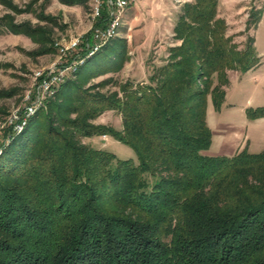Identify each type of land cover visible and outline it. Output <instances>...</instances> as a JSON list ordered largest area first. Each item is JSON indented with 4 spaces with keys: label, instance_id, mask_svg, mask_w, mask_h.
Segmentation results:
<instances>
[{
    "label": "trees",
    "instance_id": "trees-1",
    "mask_svg": "<svg viewBox=\"0 0 264 264\" xmlns=\"http://www.w3.org/2000/svg\"><path fill=\"white\" fill-rule=\"evenodd\" d=\"M218 5L184 3L174 27L179 44L148 80L128 79L120 92L100 94L70 79L21 133L5 128L0 264H264V150L205 153L210 99L220 110L228 71L246 72L261 59L255 37L239 48L227 34ZM107 110L121 115V129L92 123ZM247 114L264 117V105ZM102 134L131 146L137 158L82 140Z\"/></svg>",
    "mask_w": 264,
    "mask_h": 264
},
{
    "label": "rangeland",
    "instance_id": "rangeland-1",
    "mask_svg": "<svg viewBox=\"0 0 264 264\" xmlns=\"http://www.w3.org/2000/svg\"><path fill=\"white\" fill-rule=\"evenodd\" d=\"M187 1L193 0H135L126 9L128 12L117 36L86 61L73 81L90 93L109 94L120 92V85L128 79L143 81L146 75L149 77L152 68L163 63L169 47L179 44L174 38V27ZM218 1L219 17L226 21L227 34L239 48L244 47L248 36L255 37L263 65L258 73L261 76L254 80L259 81V88L264 87V0ZM91 12V0H0V149L10 141V136H5L4 130L11 126L12 115L29 103L27 93L37 86L34 74L59 59L56 43L66 44L74 37L87 38L95 23ZM259 15L261 19L257 27L253 24L249 26ZM9 23L40 28L43 32L14 33L9 29ZM127 33H156L157 36L150 48L141 54L130 52L131 47L124 39ZM119 39L124 42H119ZM120 59H124L121 69L111 71L110 68ZM232 71L238 72L229 70L228 76ZM106 79L112 80L106 82ZM246 91L247 88L243 93H235L233 84L231 102L240 105L245 100ZM255 101L262 104L260 100ZM68 116L75 118L76 114ZM55 122L56 127L63 129L61 124ZM92 123L111 125L119 130L122 128V117L117 111L107 110ZM82 140L96 148L108 150L120 159L137 158L131 146L112 135L104 138L102 134ZM257 148L252 141L251 152H259Z\"/></svg>",
    "mask_w": 264,
    "mask_h": 264
},
{
    "label": "crops",
    "instance_id": "crops-1",
    "mask_svg": "<svg viewBox=\"0 0 264 264\" xmlns=\"http://www.w3.org/2000/svg\"><path fill=\"white\" fill-rule=\"evenodd\" d=\"M156 36V33H127L124 39L130 45L131 53L142 54L154 43ZM258 54L260 55L261 52ZM262 65L263 62H260L246 72L232 71L229 74L230 84L226 88L225 100L220 110H216L210 99L207 123L212 131V143L205 151L207 155L232 156L242 150L251 152L252 141L255 142L259 152L264 150V117L252 119L247 114L249 108L264 105V87L259 88V81L254 80L261 76L258 73L262 71ZM146 79H148L147 75L142 80ZM233 84L236 88L235 93H243L247 88L245 100L240 105L230 100ZM255 99L262 101V104L256 102Z\"/></svg>",
    "mask_w": 264,
    "mask_h": 264
},
{
    "label": "built area",
    "instance_id": "built-area-1",
    "mask_svg": "<svg viewBox=\"0 0 264 264\" xmlns=\"http://www.w3.org/2000/svg\"><path fill=\"white\" fill-rule=\"evenodd\" d=\"M135 0H91L94 22L107 16L104 22L92 26L90 38L74 37L66 44L56 43L59 59L34 74L37 86L28 91L29 103L21 111H16L11 117L10 125L14 133L19 134L46 101L54 97L62 84L76 77L86 61L95 56L109 41L118 34L126 9ZM107 135L103 134L105 138Z\"/></svg>",
    "mask_w": 264,
    "mask_h": 264
}]
</instances>
